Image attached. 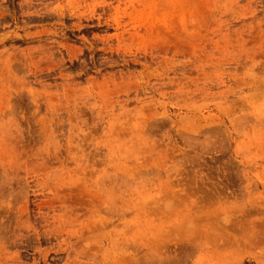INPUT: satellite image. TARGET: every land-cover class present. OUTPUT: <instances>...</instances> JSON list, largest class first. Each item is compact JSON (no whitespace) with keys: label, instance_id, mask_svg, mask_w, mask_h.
Masks as SVG:
<instances>
[{"label":"rangeland","instance_id":"374dc122","mask_svg":"<svg viewBox=\"0 0 264 264\" xmlns=\"http://www.w3.org/2000/svg\"><path fill=\"white\" fill-rule=\"evenodd\" d=\"M0 264H264V0H0Z\"/></svg>","mask_w":264,"mask_h":264}]
</instances>
